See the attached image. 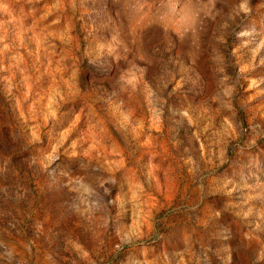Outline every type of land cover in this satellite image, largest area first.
<instances>
[{
    "label": "rangeland",
    "instance_id": "374dc122",
    "mask_svg": "<svg viewBox=\"0 0 264 264\" xmlns=\"http://www.w3.org/2000/svg\"><path fill=\"white\" fill-rule=\"evenodd\" d=\"M0 264H264V0H0Z\"/></svg>",
    "mask_w": 264,
    "mask_h": 264
}]
</instances>
